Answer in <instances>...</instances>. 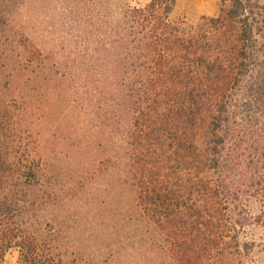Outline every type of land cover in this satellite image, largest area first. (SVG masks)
Segmentation results:
<instances>
[{
	"label": "trees",
	"instance_id": "trees-1",
	"mask_svg": "<svg viewBox=\"0 0 264 264\" xmlns=\"http://www.w3.org/2000/svg\"><path fill=\"white\" fill-rule=\"evenodd\" d=\"M106 2L77 42L74 79L152 241L137 264H264V0H221L218 15L189 29L171 18L177 0ZM8 41L0 60L12 67ZM34 50L26 44L25 65L8 73L27 84L0 87V264L11 248L17 264H122L69 254L27 220L43 180L22 124L33 115L26 88L38 96L34 83H65Z\"/></svg>",
	"mask_w": 264,
	"mask_h": 264
},
{
	"label": "rangeland",
	"instance_id": "rangeland-1",
	"mask_svg": "<svg viewBox=\"0 0 264 264\" xmlns=\"http://www.w3.org/2000/svg\"><path fill=\"white\" fill-rule=\"evenodd\" d=\"M106 1L0 0V55L11 48L10 38L15 42L14 58L18 59L12 67L5 65L4 58L0 60V87L6 81L21 88L27 84L8 76L10 71L21 70L25 65L17 56L26 44L31 50L42 52L48 66L65 82L34 83L32 88L39 87L38 96L31 87L26 88L33 96V115L27 117V122L22 120V124L31 123L33 128L34 163L38 179L43 180L37 209L27 220L44 234L53 232L51 243L69 254L76 250L91 262L120 260L122 264H137L145 256L151 257L152 241L133 217L134 192L128 186L120 187L114 153L107 160L108 145L103 132H99L98 119L92 107L82 100L84 89L77 90L79 83L74 79L80 65L77 49L81 45L77 48V42L85 34L86 21L97 16ZM121 1L131 6L149 2L108 0L107 5L115 9ZM220 7L221 0H177L171 18L189 29L201 16L218 15ZM10 21L13 26L7 27ZM37 54L36 51L32 56L37 58ZM16 110L22 113L19 104ZM22 117L23 114L18 122ZM5 124L1 116L0 132H5ZM251 208L254 212L259 210L256 203ZM256 234L260 236L264 231L258 229ZM18 257L19 249L11 248L4 264H17Z\"/></svg>",
	"mask_w": 264,
	"mask_h": 264
}]
</instances>
